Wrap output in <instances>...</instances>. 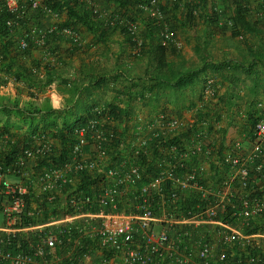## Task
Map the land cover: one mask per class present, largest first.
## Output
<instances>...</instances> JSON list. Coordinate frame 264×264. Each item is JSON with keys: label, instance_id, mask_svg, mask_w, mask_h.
Returning <instances> with one entry per match:
<instances>
[{"label": "built area", "instance_id": "obj_1", "mask_svg": "<svg viewBox=\"0 0 264 264\" xmlns=\"http://www.w3.org/2000/svg\"><path fill=\"white\" fill-rule=\"evenodd\" d=\"M29 1L32 10L40 8L43 14L58 16L42 0ZM87 1L97 19L112 27L125 26L137 47L143 46L139 25L132 17L119 12L111 14L96 0ZM165 1L144 0L137 8L153 22L161 45L181 49L177 30L167 20ZM169 1L178 4L180 0ZM233 1L240 2L252 20H264V0ZM200 3H194L192 15L198 14ZM3 8L11 14L6 21L9 27L28 18L21 0H0V9ZM213 10L221 15L219 6L214 4ZM226 23L235 25L233 20ZM55 31L77 45L83 43L81 34L74 29L59 27L57 23L47 27L36 24L31 33L26 32L20 38L19 47L26 50L29 38L36 36V45L44 48L45 38ZM11 86L0 85V94H15V88L8 90ZM47 88L50 98L59 103L61 96L56 84L52 82ZM101 113L100 109L95 110L77 129L70 155L61 163L54 160L53 138L44 133L29 136L28 141L10 155L11 159L4 161L3 151L6 150L3 148L16 144V139L0 130V264H233L227 250L222 249L224 245L239 243L261 248L252 240L254 234L246 235L243 227L264 216V113L252 126L250 152L244 155L237 151L224 158L229 172L215 189L205 185L199 175L203 156L211 155L206 147L207 135L164 146L156 139L177 130L181 120L168 117L164 112L151 123L139 118L140 125L136 127L132 143L133 155L114 163L110 144L117 134L108 126L111 121ZM145 123L150 128L146 133L139 131ZM156 141L159 150L167 148L161 168L141 185L139 195L135 196L136 203L133 202L135 211L125 212L120 207L122 198L128 195L134 182L142 178L136 159L141 153L148 154V146ZM242 141L236 142V149L242 147ZM121 145L125 147L124 143ZM87 146L94 150L92 158L87 157ZM95 168H107L106 181L101 187L91 193L72 191L60 216L43 213L45 204H54L60 192L75 182L77 172ZM11 176L21 180L11 181ZM29 182L42 192L39 198L32 194ZM188 190L200 192L198 210L181 209L178 205L179 200L187 197ZM156 199L168 208L163 217L157 216ZM92 208L95 210L91 211ZM219 215L227 219L234 217L238 223L218 219ZM159 222L165 225L160 230L156 227ZM187 225L194 229L207 225L209 233L198 235L196 230L182 227ZM215 225L223 245L217 251L213 241ZM88 238L97 245L94 251L86 245ZM69 247L77 253L73 257L64 256ZM263 263L264 258L256 255L245 264Z\"/></svg>", "mask_w": 264, "mask_h": 264}, {"label": "crops", "instance_id": "obj_2", "mask_svg": "<svg viewBox=\"0 0 264 264\" xmlns=\"http://www.w3.org/2000/svg\"><path fill=\"white\" fill-rule=\"evenodd\" d=\"M28 1L21 0L23 5ZM97 1L102 8L109 12L115 11L110 12L111 14L125 11V9L117 6L114 0H107L108 5L105 4V0ZM109 1L114 3L115 10L108 8ZM196 1L201 2L199 14L203 18L202 22L204 25H192V18H187L180 12L185 10L182 6H187V9H190L188 12H190ZM229 2L230 0H223L219 3L220 7L226 12L225 17L223 12H221L220 18L216 16L212 19L211 15H208L210 8H212L209 0H182V4L174 5V8H177L175 11H172L173 3L169 0L165 1L167 15L170 18L171 14H173L174 24L176 23L177 33H179L178 39L182 44L181 49H176L172 46L167 47V59L170 63L181 64L182 71L189 69L199 73V80L193 86H189L186 89L174 88L173 92L171 90V96L163 89L157 90L156 82L149 77L154 73L153 55L150 52L151 45L155 43L161 44L158 31L150 19H147L150 23L142 21V24L146 25L145 33H143L142 25H139L141 30H139V38L143 41L141 48L137 47L136 42L131 41V43L126 34L119 29H105V34H102L101 31L94 33L82 26H79V28L84 38L80 46H76L66 38L60 37L51 40V45L49 46L51 52L49 51V53H46L49 48L33 47L27 57V65H47V69L55 73L56 77L52 82L56 84L57 91L61 96L59 103H55L50 98L47 92L48 88H43L42 84L39 87H29L24 81L16 83L13 74L5 71H3V80H8L7 84L9 86L13 82L14 85L8 90L15 88V94L12 93L13 95L10 96H17L20 105L28 106L30 102H33L37 106L49 105L57 112H60L57 126H54L53 130L48 129L46 133L54 140L55 153H57L61 144L50 130L55 132V129L60 128L65 117L69 122H73L77 111L80 114H85L86 109L92 104L103 106L115 103L128 108V130L123 134L124 139H122L125 147L119 144L112 148L115 156L114 163L120 162L119 160L125 159L132 154V143L139 118L142 117L144 122H149L157 114L164 111L180 120L182 119L184 122L182 128L167 135L166 138L177 136L185 143L192 137L191 132L187 131L188 128L198 121L197 110L201 111V108H204L205 118L210 119L213 125V128H209L207 138L209 143L216 147L217 153L214 150L212 155L203 156V161L199 164V175H201L205 185L215 189L219 187L221 178L229 172L228 164L223 163L224 158L237 151L244 155L250 152L253 140L252 123L264 113V61L254 60L263 52V41L258 34L245 33L239 28L237 31H233L234 29L236 30V25L229 26L226 23V20L234 21L235 15V7L234 5L230 6ZM212 11L214 10L212 9ZM35 14L36 12L32 13V15ZM37 16L36 18L34 16L33 19L38 20V23L45 27L55 23L58 25L64 24L69 20L67 11L60 13L56 17L43 13H38ZM221 18L224 20L219 21ZM103 25L105 23L100 24L102 29H104ZM259 26L264 29V24ZM241 35H243V38H241ZM13 44L14 47L15 42ZM43 68L38 71L40 78L46 76V68ZM102 78H105L103 83L94 85L96 80ZM77 80H82L78 84H83L84 87L81 98L79 94L70 92L71 85L66 86L64 84L71 81L76 82ZM91 83L93 85H90ZM167 92L171 93L170 91ZM78 100L82 101L83 107H80L75 112V103ZM11 104L8 101L3 102L4 106ZM260 104L262 106H259ZM73 107L74 110L72 109ZM190 107L192 108L190 109ZM71 109L72 111H70ZM72 112H75L74 115H69ZM2 118L3 122L8 121L14 126L9 132L16 139V144L14 145L18 148L25 144L31 132L27 131L28 125L22 122V118L17 115L4 114ZM42 119L44 124L45 119H47L45 114L41 115L39 121H42ZM204 124L200 123L198 127H204ZM110 125L113 128L114 122H110ZM238 141L243 142L240 149H236V142ZM162 144L164 145V142ZM12 147L13 145H7L3 148V150H6L3 151V159L6 160L5 157L9 155ZM166 152V147L158 150V156L154 157L152 162V171L157 172L161 168L163 163L162 156ZM86 153L89 158L95 155L93 148L90 146L86 148ZM149 158L152 159L151 154ZM106 169L99 170L95 168L91 171L94 176H97L99 187L106 181ZM153 174L148 175L149 178ZM10 179L14 182L21 180L17 176H11ZM76 182H79L78 175L72 185L65 187L60 192L59 198L55 202L57 204L54 207L55 211L48 210L44 206L43 213L60 216L63 213L62 209L66 205L67 198L72 192L71 186H74ZM29 184L33 188L32 194L39 198L42 192L30 182ZM134 186L136 185L130 187V191L127 192L128 195L122 198L120 205L121 209L128 213L135 211L133 208V202L135 201L136 203ZM95 189H93V192ZM187 193L196 195L198 198L200 196V192L196 190H188ZM262 193L264 194V192ZM166 209L168 208L164 207V204L159 201L157 216L163 217L165 211H167ZM164 226L161 222L156 224L158 230ZM217 227L215 225V230L213 228V239L220 240ZM252 240L259 244L264 254V233H255ZM233 245H224L222 249L229 252L232 250ZM215 248L216 251L220 249L216 243ZM73 250V248L69 247L64 256L70 255V257H73L77 254Z\"/></svg>", "mask_w": 264, "mask_h": 264}, {"label": "trees", "instance_id": "obj_3", "mask_svg": "<svg viewBox=\"0 0 264 264\" xmlns=\"http://www.w3.org/2000/svg\"><path fill=\"white\" fill-rule=\"evenodd\" d=\"M144 0H114L117 6L121 7L122 9H125V12H119L122 13L124 16L129 15V9L136 3H140ZM42 3L49 5L53 11H55L58 15L64 11H67L68 15V21H66L64 24L58 25L59 27H69L71 29L76 30L79 34L82 33L80 31L79 26H82L86 28L87 30L91 32H99L101 31L102 34H105L104 31L110 30V29H119L122 33L126 34L128 40L131 42H135L132 40V36L129 32V30L123 26V25H115V27L110 26V24H106L105 21L99 20L96 18L95 14L93 13V10L91 9L89 2L87 0H42ZM24 6V5H23ZM26 10L28 12L27 17L24 18L21 21L18 22L16 26L9 27L6 24L7 19L11 17V14L8 13L6 10L0 9V85L7 84L8 80H3V71L6 73H11L15 77V82L24 81L29 87L35 86L39 87L40 84H42V87L45 88L49 84L52 83L55 79V73L50 71V69H47V65L43 66L41 64H33L32 66L27 65V57L30 54V51L33 47H37L34 40H36V36L29 38V46L26 50H21L19 47V41L20 38L24 36L26 32L32 31L34 28V25L40 24L38 23V20L33 19V17L38 15V13H43L40 8L32 10L30 8V1L25 3ZM120 8V9H121ZM33 12H36L35 15H32ZM115 12V11H110ZM117 13V12H116ZM234 21L236 25V30L241 29L245 33H255L260 35L262 41H263V47H264V29L261 28L259 25L264 24L263 21H251L252 18L248 15L245 8H243L242 4L240 2H236L235 4V12H234ZM219 16V15H218ZM221 16V15H220ZM219 16V17H220ZM38 17V16H37ZM251 19V20H250ZM30 23V24H29ZM104 24V29L101 28L100 24ZM25 31H24V30ZM24 31V32H23ZM20 32V33H18ZM22 32V33H21ZM236 33V32H235ZM66 38L69 42L76 46L75 43H73L70 39L65 37L63 34H61L58 31H55L51 33V35H48L47 38H45V46L43 49H48L51 45V40L57 39V38ZM82 38H84L82 36ZM13 42H15V46L13 47ZM131 42V43H132ZM16 49V50H15ZM51 52L50 48L46 51V53ZM167 47L155 43L151 45V55H153V62H154V73L153 75H150V79L155 81L157 90L163 89L166 91V93L171 96L174 88L179 89H186L189 86H193L197 80H199V73L192 70H181V64L176 63H170L167 59ZM254 60L257 61H264V48L263 52L258 55ZM44 67V68H43ZM46 68V76L44 78H40L38 76L41 69ZM102 79L96 80V83L94 85H100L103 83ZM82 80L71 81L64 83L66 86L71 85V93L73 94H79L80 98L82 96V92H84L83 84H78ZM47 85V86H46ZM90 85H93L92 83ZM172 90V92H171ZM167 91H170L171 93H168ZM173 95L176 96V94L173 93ZM15 96H5L0 95V113L4 115H17L22 118V122L26 123L28 125L27 131H30V136L32 134H46L48 129H52L53 127L57 126V120L60 116L59 113L55 109L51 108L49 105H43V106H37L33 102H30L28 106H22L20 105V101L17 98H13ZM144 97V96H143ZM4 101H8V103H12L11 105H3ZM184 101V100H183ZM4 106V107H3ZM80 107H83V103L81 100H78L77 103H75V112ZM193 107V106H192ZM190 107V109L192 108ZM74 110V107L72 108ZM72 109L70 111H72ZM100 109L101 115L105 118H108L112 123L114 122L113 129L116 132L117 136L115 140L110 144V148L116 147L119 144H122V139H124V133L128 130V119H129V109L126 107H122L119 104L111 103L108 105H99V104H92L88 109H86L85 114H80L79 111L76 112V118L73 122H69L66 117L63 119L64 122L62 126L58 129H55V132L50 130L52 135L60 142L61 146L59 147V150L57 153H55L54 160L57 163L64 162L68 159L70 152L72 150L73 145L76 142L77 136L76 131L77 129L84 125L88 118L93 115L95 110ZM204 108H201V111L197 110V119L194 125L188 128V132H191L192 137L190 139L197 138L200 134L202 135H209V128H213L212 121L210 119L205 118V112L203 110ZM75 112H72L69 115H74ZM164 112V111H163ZM161 112V113H163ZM166 113V112H164ZM46 115L45 123L43 124L42 121H39L41 115ZM168 117H175L168 113H166ZM158 115V114H157ZM156 115V116H157ZM155 116V117H156ZM154 117V118H155ZM154 119L149 121L151 123ZM205 120V121H204ZM209 120V123L207 124ZM200 123H205L204 127H198ZM41 124H43L41 126ZM184 122L181 119V126L178 129H181ZM254 122L252 123L253 126ZM140 124H136V127ZM191 125V124H190ZM111 127V125H108ZM14 128L10 122L6 121L3 122L0 120V130L5 132H10ZM112 128V127H111ZM139 131H143L144 133L150 131V128H148V123H145ZM177 129V130H178ZM135 130V128H134ZM174 130L171 133L177 131ZM135 132H137L135 130ZM201 136V135H200ZM164 137V136H163ZM162 136L157 138V141H160L161 144L164 142L165 146L177 144L182 142L180 137H169L168 139L166 137L163 138ZM165 139V140H163ZM156 142H151L148 146V153L144 154L141 153V155L136 159L138 164L141 166V176L142 178L140 181L134 182L136 186H134L135 196L139 195V191L141 189V185L145 184L149 178L148 175L151 173H154L155 175L157 172L152 171L151 168H153V160L154 157L158 156V148L156 145ZM88 147V146H87ZM208 149L211 150V155L214 153V150L217 153V149L215 146H213L212 143H209L206 145ZM204 148V146H203ZM17 146L13 145V147L10 149L9 155H6V160H10L11 156L16 150ZM206 149V148H204ZM152 155V159L149 158V155ZM133 155V154H131ZM130 156V155H129ZM205 156V155H204ZM4 158V157H3ZM92 170H84L76 173V177L78 175L79 182L71 186V191H80L85 193H91L93 192V189L98 188V179L97 176H94V174L91 172ZM159 171V170H158ZM152 175V176H153ZM136 200V199H135ZM201 205V202L199 198L196 195L188 194L185 199L179 200L178 205L181 209H194L198 210L197 205ZM48 210H54V207L57 206V204H49L44 205ZM156 208L158 207V200L156 199L155 203ZM95 210V208H92L91 211ZM55 211V210H54ZM218 219L226 220L229 222H232L234 224L238 223V221L232 217L231 219L225 218L223 215H219ZM184 229H189L195 231V233L199 234H208L207 225L200 226L197 229H194L192 226H182ZM243 231L246 235H251L255 233H264V216L259 217L255 221L253 220V223H251L249 226H244ZM208 236V235H207ZM15 241V240H14ZM16 242V241H15ZM87 247H89V250H93L97 248V245L94 241H92L90 238L86 241ZM13 249V248H12ZM15 249V248H14ZM233 264H245L246 261L251 258L252 256L261 255L264 258V254L262 251V248H258L256 246H241L239 243H235L232 247V250L228 252ZM264 264V263H263Z\"/></svg>", "mask_w": 264, "mask_h": 264}, {"label": "rangeland", "instance_id": "obj_4", "mask_svg": "<svg viewBox=\"0 0 264 264\" xmlns=\"http://www.w3.org/2000/svg\"><path fill=\"white\" fill-rule=\"evenodd\" d=\"M223 0H218V1H213V0H209V2L211 3V5H212V8H210V11H209V16L211 15V17H212V19H214L216 16L218 17V14H217V12H215V11H212V9H213V5L215 4V5H217V6H219V9L221 10L220 12H223V16L225 17V15H226V12L220 7V5H219V3L220 2H222ZM225 1H227V0H225ZM179 3L180 4H182V0H180L179 1ZM178 3V4H179ZM105 4H107L108 5V2H107V0H105ZM165 4V3H164ZM235 4H236V2H234L233 0H230V2H229V5L231 6V5H234V7H235ZM174 3H173V5H172V8H173V10L172 11H175V10H177V8L175 9L174 8ZM115 5H114V3L113 2H111V1H109V9L110 10H115L114 7ZM182 8H184L185 10H181L180 12H182V15L183 16H186L187 18L189 17H191L192 18V20H191V24L192 25H194V26H199V25H204V23L202 22L203 21V18L201 17V15L199 14V12H198V14H196V15H192L191 14V12H188L190 9H187V6H182ZM165 9H166V7H165ZM106 10V9H105ZM125 12V11H124ZM168 13V12H167ZM225 13V14H224ZM140 14V15H139ZM221 14V13H220ZM200 15V16H199ZM129 16L130 17H132L137 23H138V25H142V30H143V33H145V31H146V29H145V26L146 25H144V24H142V21L143 22H145V23H150V22H148V20L147 19H149L148 17H147V15L143 12V11H140L138 8H137V4L135 3L130 9H129ZM172 16V17H171ZM171 16H170V18L168 17V15H167V20H169V22L176 28V30L178 31V29H177V25H176V23L174 24V22H175V19L173 18V14H171ZM215 21H216V19H215ZM140 28V27H139ZM140 30V29H139ZM141 31V30H140ZM140 34H141V32H140ZM179 34V33H178ZM141 37H142V35H140ZM143 38V37H142ZM142 118V117H141ZM143 119V118H142ZM0 120L1 121H3V118H2V113H0ZM213 241L219 246V248H221L223 245H222V243L221 242H219L220 240H218V239H213Z\"/></svg>", "mask_w": 264, "mask_h": 264}, {"label": "clouds", "instance_id": "obj_5", "mask_svg": "<svg viewBox=\"0 0 264 264\" xmlns=\"http://www.w3.org/2000/svg\"><path fill=\"white\" fill-rule=\"evenodd\" d=\"M97 1V0H96ZM98 2V1H97ZM101 6V5H100Z\"/></svg>", "mask_w": 264, "mask_h": 264}]
</instances>
